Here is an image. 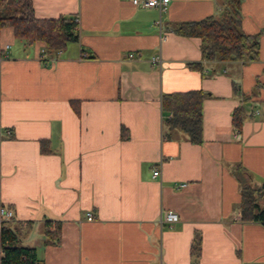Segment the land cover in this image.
Returning a JSON list of instances; mask_svg holds the SVG:
<instances>
[{"label": "crops", "instance_id": "1", "mask_svg": "<svg viewBox=\"0 0 264 264\" xmlns=\"http://www.w3.org/2000/svg\"><path fill=\"white\" fill-rule=\"evenodd\" d=\"M32 6L77 16L79 38L56 53L21 40L11 50L12 29H0V202L20 244L41 264H264V224L240 220L235 174L264 181V0L241 2L242 30L260 35L249 61L202 58L198 36L174 31L218 15L217 0ZM232 81L250 95L240 128ZM190 89L209 93L201 143L162 124V94ZM162 210L178 219L161 224ZM47 219L61 222L56 245L44 242Z\"/></svg>", "mask_w": 264, "mask_h": 264}, {"label": "trees", "instance_id": "2", "mask_svg": "<svg viewBox=\"0 0 264 264\" xmlns=\"http://www.w3.org/2000/svg\"><path fill=\"white\" fill-rule=\"evenodd\" d=\"M242 0H217L221 11L199 20L183 21L173 29L185 36H198L201 40L202 58L208 60L249 61L258 58L260 50L259 33H246L241 28ZM10 27L16 39L24 45L40 42L48 53H56L68 42L78 41V20L75 15L37 17L32 0H0V29ZM200 63H190L200 68ZM234 94L240 103L233 108L231 123L240 128L247 115L246 102L250 95L240 91L232 81ZM209 96L202 89H190L163 93L161 96L162 124L168 129L186 133L191 143L202 142V101ZM240 184L239 218L242 221H257L264 224V181L250 184L243 175L236 172ZM1 205V202H0ZM60 220L47 219L43 223L44 242H60ZM18 226L9 218L0 221V264H41L36 248L19 242ZM201 250V235L195 233L190 255L196 261Z\"/></svg>", "mask_w": 264, "mask_h": 264}, {"label": "built area", "instance_id": "3", "mask_svg": "<svg viewBox=\"0 0 264 264\" xmlns=\"http://www.w3.org/2000/svg\"><path fill=\"white\" fill-rule=\"evenodd\" d=\"M134 5L137 6H143V7H154L158 8L159 10L164 8V6L167 4L168 0H131ZM9 45L5 46V49H7ZM5 54H2V57ZM129 56H132V53H129ZM154 61L160 60L159 56H155L152 58ZM160 172L158 167L153 168V175L156 176ZM181 185H185V183H181ZM12 210L5 208L2 204L0 205V221L2 219H7L12 217ZM87 218L91 219V214H87ZM178 219V215L176 212L172 210H162L160 213L159 222L161 224H171L172 222H175Z\"/></svg>", "mask_w": 264, "mask_h": 264}, {"label": "rangeland", "instance_id": "4", "mask_svg": "<svg viewBox=\"0 0 264 264\" xmlns=\"http://www.w3.org/2000/svg\"><path fill=\"white\" fill-rule=\"evenodd\" d=\"M19 44H20V43H19V39H15V40H14V43L12 44V48H11V50L15 49L16 46L19 45Z\"/></svg>", "mask_w": 264, "mask_h": 264}]
</instances>
